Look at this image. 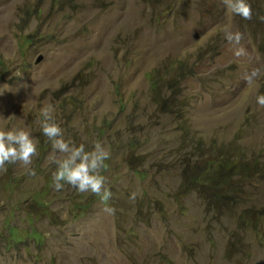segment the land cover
<instances>
[{
    "label": "rangeland",
    "instance_id": "374dc122",
    "mask_svg": "<svg viewBox=\"0 0 264 264\" xmlns=\"http://www.w3.org/2000/svg\"><path fill=\"white\" fill-rule=\"evenodd\" d=\"M0 62V264H264V0H0ZM187 153L251 166L183 191Z\"/></svg>",
    "mask_w": 264,
    "mask_h": 264
},
{
    "label": "trees",
    "instance_id": "16d2710c",
    "mask_svg": "<svg viewBox=\"0 0 264 264\" xmlns=\"http://www.w3.org/2000/svg\"><path fill=\"white\" fill-rule=\"evenodd\" d=\"M204 53L205 51L201 49L197 54L196 61L193 63L187 59L178 60L174 63L166 65L162 69L153 70L147 75L149 77L150 101L162 118L165 119V117H173L177 114V116H179V114L184 110L185 104L182 99L184 97V84L188 78L194 75V63L201 61ZM1 64L2 63L0 62V65ZM174 119H176V117H174ZM186 133L187 132L181 136V141L180 138L178 139L179 146L181 145V147L186 150H196L194 144L188 143V139H186ZM47 135L53 140L59 138V136H53L52 133H46L45 135L44 131H40L38 136L45 140L46 145L42 147H46V149H48L49 144L51 145L47 139ZM51 142L53 141L51 140ZM174 148H176V145ZM211 154H213V152H210V155ZM189 156L190 153L182 155V166L184 167V173L182 175L183 181L180 185V189L183 191L192 190L198 185L203 186L207 184L208 186V183L213 182H216L218 187H220V185L223 186L224 184L228 185L229 183L231 185L232 177L234 175L238 176L237 170L241 169L242 172L240 174H244L245 171H247L251 166V164H246L239 161L232 162L225 156H220L217 160L212 158L207 162V167H210V169H204L200 167L198 162L195 166H193L191 164L192 157ZM238 162L242 164L239 167L236 165ZM255 166L259 172H262L261 165L255 164ZM60 174H63V171H60ZM230 192L235 193L234 188L230 189ZM216 195L217 193L215 196ZM7 225H9V223H7ZM9 228L11 241H8V245H16L17 243H21L22 238L19 237L17 230L10 225ZM28 235H32L33 237L37 238L38 234L33 230Z\"/></svg>",
    "mask_w": 264,
    "mask_h": 264
},
{
    "label": "water",
    "instance_id": "95a60500",
    "mask_svg": "<svg viewBox=\"0 0 264 264\" xmlns=\"http://www.w3.org/2000/svg\"><path fill=\"white\" fill-rule=\"evenodd\" d=\"M40 60H41V58L39 57V58L36 60V62L38 63Z\"/></svg>",
    "mask_w": 264,
    "mask_h": 264
}]
</instances>
